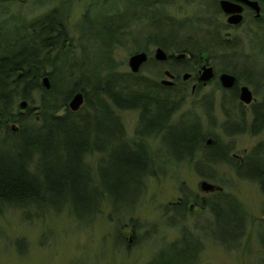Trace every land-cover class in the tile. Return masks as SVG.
Masks as SVG:
<instances>
[{
    "label": "rangeland",
    "instance_id": "rangeland-1",
    "mask_svg": "<svg viewBox=\"0 0 264 264\" xmlns=\"http://www.w3.org/2000/svg\"><path fill=\"white\" fill-rule=\"evenodd\" d=\"M150 1L164 3V12L178 22L181 45L188 40L189 43L204 40L203 34L206 33L200 30V24H206L208 19L215 26L218 38H221L219 33L223 36L230 31L223 25L226 23L224 14L217 10L216 4L220 0ZM133 2L136 0H0V26L7 34V22L27 24L58 9L67 33L66 39L71 43L70 55L78 65L88 69V74H98L104 79L108 69L103 67L100 72L96 59L106 56L118 74L127 76L133 73L130 58L137 53H147L148 62L140 67L138 73H134L138 75L136 79L130 81L145 82L153 89L150 90L153 97L158 96V92L161 97L169 99V107L164 106L167 111L172 103L176 105L168 122L161 127L164 131L147 134L141 128L142 111L139 107H119L103 94L105 105L121 121L126 144L138 143L143 147L148 171L140 179L141 186L138 189L133 187V196L123 197L129 201L120 209H114L111 201L105 198L101 211L87 220L76 218L69 207L62 210L46 207L42 212L3 207L0 210V264H153L163 254L176 253L178 247H174L175 243L181 242L184 235L188 242L201 246L196 264H264V191L254 179H242L237 175L236 168L241 160L234 158V155L241 157L242 163L254 159L263 163L264 130L259 129L254 134L250 131L252 118L248 117V109L239 106L226 90L217 85L216 80L194 93L191 92L193 81L185 85L181 78L173 79L180 82L178 86L161 85V80L169 79L164 75L166 70L176 75L185 65L189 68L188 73L195 74L201 65L197 61L199 57L193 56L192 62L186 61L184 65L157 60L158 48L167 55L183 53L177 50L180 39H173L174 46L168 50L158 46L156 38L160 31L157 23L150 22L145 16L134 19L136 9L127 11L125 7ZM104 16L113 17L115 25L120 26L114 29V43H107L87 32L97 30L100 27L97 21ZM201 27L206 28L205 25ZM247 29L250 31L234 35L236 44L229 51L219 49L210 53V62L216 74L226 69L236 75L250 66L256 71L264 70V21L260 26L252 22ZM59 52L60 49L56 48L51 55ZM89 53L95 58L90 64ZM57 75L59 84L65 78L67 81L64 71L57 72ZM240 83L255 91L260 101L261 86H251L243 78ZM166 88L175 89L170 91ZM131 89L134 87L131 86ZM41 97L42 93L33 94L34 106L39 107ZM234 122H238L240 131L233 128ZM180 127L197 129L202 134L201 141L195 143L191 159L185 153L176 154L168 143V132ZM7 140H10L7 135L0 136V141ZM209 140L212 144L208 143ZM225 149L229 152L231 164L205 158L207 155L226 153ZM90 153L84 159L87 167L97 174L102 154L96 150ZM33 160L36 165L40 158L36 154ZM31 170H35L34 166ZM208 175L212 177H206ZM122 180L125 187V179ZM204 181L221 187L222 191L205 192L201 188ZM52 193L53 198L58 199L55 189ZM218 193L233 198L243 207L223 206L224 219L238 220L244 227V233L235 245L231 234H226V231L232 233L230 230L220 229L218 235L229 243L217 238L213 230L216 221L212 210L199 207L204 198L208 203L218 202L213 196ZM180 201L194 203L195 212H190V204L186 212L173 210L171 205Z\"/></svg>",
    "mask_w": 264,
    "mask_h": 264
},
{
    "label": "trees",
    "instance_id": "trees-1",
    "mask_svg": "<svg viewBox=\"0 0 264 264\" xmlns=\"http://www.w3.org/2000/svg\"><path fill=\"white\" fill-rule=\"evenodd\" d=\"M154 3L150 0H136L125 7L127 11L136 9L134 19L145 16L150 22L157 23L160 34L156 38V43L168 50L174 46L173 39H180L181 29L177 25L178 22L164 12V3ZM216 5L219 12L220 6L218 3ZM62 21L58 9H55L46 17L32 20L27 24L7 22L8 34L0 26V136L4 134L10 138L6 142L0 141V210L10 206L42 212L46 207H53L56 210L69 207L76 218L87 220L101 211V203L105 198L111 201L114 209H120L127 204L129 200L123 197L133 196L135 192L133 187L138 189V186H141L140 179L148 171L143 147L138 143L126 144L121 121L110 108H107L103 96L106 95L119 107H139L142 111L141 128L147 134L164 131L161 127L168 122L176 105L175 102L172 103L171 109L167 111L164 106L169 107L171 102L169 99L161 97L158 92L156 93L158 96L153 97L151 94L153 89L145 82L139 83L136 80L131 82L130 79H136L137 74L130 73L127 76L118 74L106 56L104 58L99 56L100 59H96L99 70L103 67L105 70L108 69L104 79L98 74H88V69L78 65L70 55L71 43L66 39L67 33ZM208 21L209 19L206 20V24H200V30L206 33L204 40L192 43L188 40L183 45L181 39L177 42L178 52L188 53L192 58L198 56V63L210 61V53L214 50L221 49L227 52L231 48L229 41L225 42L224 39L218 38L215 26L212 27ZM97 22L100 23V29L87 32L107 43H114L113 37L116 33L114 29L120 26L115 25L113 17L104 16ZM202 25L206 28L201 27ZM56 48L60 49V52L51 55ZM88 57L90 64L95 58L90 56V53ZM59 64L61 66L58 67ZM247 67L249 68L248 65ZM250 67L235 74L240 80L243 78L250 82L251 86L253 84L261 86L262 98L260 104L255 106L254 114L263 122L264 70L256 71L255 67ZM60 71H64L68 78L59 84L57 72ZM225 72L228 71L225 69ZM45 76L51 83L49 90L42 83ZM131 86L134 89H131ZM166 89L171 91L175 88ZM35 92L40 95L42 93L39 107L34 106ZM75 92H82L85 96L84 106L76 112L68 107L69 100L76 94ZM22 101L28 103L24 111L19 104ZM91 101L94 103L91 104ZM63 110L62 115L60 113ZM13 126L18 130L14 131ZM201 139L200 131L189 130L186 127L171 129L167 136L168 143L175 153H185L188 157L190 155V159L196 149L195 143ZM93 150L102 154L97 174L87 167L84 159L85 156L91 155L90 152ZM225 152L217 153V156L207 155L205 158L208 161L220 160L221 163L231 164L229 152L227 150ZM36 154L40 161L35 165L33 158ZM32 166L34 171L31 170ZM236 172L242 179L252 178L257 181L264 191V161L262 163L254 159L239 163ZM122 178L125 179V187ZM53 189L58 195L56 200L53 198ZM213 196L219 201L208 203L204 198L199 207L212 210L216 221L213 230L217 238L223 243H229V240L218 235L220 229L230 230L232 233L226 231V234H231L235 245L244 233V227L238 220H225L223 206L230 204L237 208L243 207L224 193ZM188 204L191 205L190 212L194 213L195 204L190 201H180L171 205V208L186 212ZM237 218L241 219L239 215ZM174 247H178L176 253L163 254L153 264L198 262L201 246L188 242L186 235L181 242L175 243Z\"/></svg>",
    "mask_w": 264,
    "mask_h": 264
},
{
    "label": "flooded vegetation",
    "instance_id": "flooded-vegetation-1",
    "mask_svg": "<svg viewBox=\"0 0 264 264\" xmlns=\"http://www.w3.org/2000/svg\"><path fill=\"white\" fill-rule=\"evenodd\" d=\"M222 0L219 1V6H220V2ZM231 1L232 3L234 4H237L239 5V7L242 8V11H238V12H235V16H241V21H239L238 23H230L229 22V18L231 16V14H227L225 13L221 6H220V11L219 13L220 14H224V17L226 19V23H223V25L225 26V29L227 31H229L228 33L224 34L222 36L221 33H219V35L224 39L225 42L229 41V46H234L236 44V36L241 32L242 34L246 33V30H249L250 29H247L248 26L252 23V22H255L257 25H261V23L264 21V0H229ZM247 1H256L258 2L259 4V7H260V14L258 16L257 12H256V9L251 7ZM237 34V35H236ZM234 35H236L234 37ZM234 37V38H233ZM238 46V45H236ZM235 46V47H236ZM167 60H165L166 62H172V65H176V64H183L185 63L186 61H191L192 57L189 56L187 54V57L185 59H182V60H178L175 58V54L174 55H167ZM190 58V60H189ZM148 60H149V57H148ZM148 62V61H147ZM204 65H208V66H212L213 65L211 64V62L208 60H204V62L201 63V65L196 69V73L195 74H190L188 73V69L186 70V68L184 67L182 70L178 71V73H176V75H173L170 71V77L166 75V72L168 70L165 71L164 75L166 77H168L169 79L167 81H169L171 83V85H163L162 81L164 80H161V85L163 86H167V87H174V86H178L180 84V82H174L173 79H176L177 80L179 78L183 79L185 81V85H187L186 82L188 81H193V84H192V88H191V92L194 93L196 92L197 89H200V88H203V87H206L208 86L209 84H212L211 82L215 81L217 82V85L220 87V88H223L224 90H226L227 93H229L231 95L232 98H234V101H236L238 104H240L239 106H241L242 108H247L248 110V117L249 118H252L251 120V124H250V127H251V132L254 134L256 133L259 129H263L264 130V121L261 122L259 120V118H257L254 114L255 112V106L256 105H259L261 101H259V98L257 97V94L255 91H252L251 88L247 85H243L240 83V78L239 76H236V75H233L236 77V82L235 84L233 85V87H225L223 86L222 84V81H221V75L224 74V73H227V74H230L229 72H221L220 74H216V70H215V67L214 68V76L208 81V82H204L202 81L201 79V76H202V73H203V66ZM186 71V72H185ZM183 74V75H181ZM185 74H189V77L187 79H184V76ZM247 86L250 91L252 92V95H253V101L250 103V104H245L242 100H241V94H242V91H243V87ZM232 98H231V101H232ZM246 111V112H247ZM233 128L234 129H239V124L238 122H234L232 124ZM241 129H239L238 131H240ZM211 143V142H210ZM212 144V143H211ZM234 158L235 159H239L241 160V164L243 159L236 155H234Z\"/></svg>",
    "mask_w": 264,
    "mask_h": 264
},
{
    "label": "water",
    "instance_id": "water-1",
    "mask_svg": "<svg viewBox=\"0 0 264 264\" xmlns=\"http://www.w3.org/2000/svg\"><path fill=\"white\" fill-rule=\"evenodd\" d=\"M247 2L251 7L256 9V12L259 16L260 7H259L258 2H256V1H254V2L253 1H247ZM220 6L225 13L231 14V16L229 18L230 23L233 24V23H238L239 21H241V16H235V12L242 11V8L239 7V5L234 4L229 0H222L220 2ZM155 57L157 60H161V61H165L168 58L166 52L161 48H158L156 50ZM186 57H187V53H177L175 55V58L178 60L185 59ZM147 61H148L147 53L141 52V53L134 54L129 60L131 71L133 73H138L140 70V67L144 63H146ZM166 75L170 77L171 74L169 71H167ZM213 76H214V68L212 66L204 65L203 66V73L201 76L202 81L208 82ZM188 77H189V74L185 75L184 79H187ZM221 81H222L223 86L230 88V87H233V85L235 84L236 77L231 75V74L224 73L221 75ZM42 83L47 90H49L51 88V83H50V80L47 76H45L43 78ZM162 83H163V85H167V86L171 85V83L167 80L162 81ZM241 100L245 104H250L253 101L252 92L250 91V89L247 86L243 87V91L241 94ZM83 104H84V95L82 92H79L73 96V98L69 102L68 107L70 108L71 111L76 112V111L80 110V108L83 106ZM27 106H28L27 101H22L20 103V107L23 111L27 109ZM63 112H64V110L60 114H62ZM12 129L14 131L18 130V128L16 126H13ZM210 142H211V140H209L208 143H210ZM201 188L205 192L222 191L221 187H217L216 185L211 184L207 181L202 182Z\"/></svg>",
    "mask_w": 264,
    "mask_h": 264
},
{
    "label": "bare ground",
    "instance_id": "bare-ground-1",
    "mask_svg": "<svg viewBox=\"0 0 264 264\" xmlns=\"http://www.w3.org/2000/svg\"><path fill=\"white\" fill-rule=\"evenodd\" d=\"M207 7V6H206ZM213 7V6H212ZM207 8H209V7H207ZM211 10V9H210ZM218 10V9H217ZM219 13V12H218ZM213 26V25H212ZM177 28V27H176ZM196 28V27H195ZM174 29V28H173ZM210 29H212V27L210 28ZM214 31V30H213ZM192 32V31H191ZM203 35H205V34H203ZM216 38V37H215ZM222 38V37H221ZM228 42V41H227ZM188 54V53H187ZM174 55V54H173ZM192 59V58H191ZM189 60H190V58H189ZM183 61V60H182ZM192 62V61H191ZM195 63V62H194ZM184 65V64H183ZM188 65V64H187ZM185 66V65H184ZM184 66H183V68H184ZM182 67V66H181ZM186 67V66H185ZM193 67V66H192ZM178 68V67H177ZM176 68V69H177ZM189 69V68H188ZM179 70V69H178ZM177 70V71H178ZM186 70H187V68H186ZM180 71V70H179ZM186 72V71H185ZM178 73V72H177ZM186 75V74H185ZM43 81V80H42ZM177 92V91H176ZM76 93V92H75ZM175 95V94H174ZM177 95V94H176ZM73 98V97H72ZM178 98V97H177ZM63 115V114H62Z\"/></svg>",
    "mask_w": 264,
    "mask_h": 264
}]
</instances>
